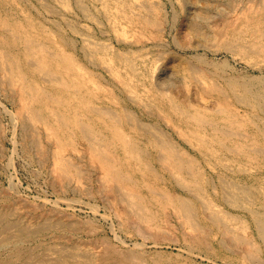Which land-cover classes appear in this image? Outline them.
<instances>
[{
	"label": "rangeland",
	"instance_id": "374dc122",
	"mask_svg": "<svg viewBox=\"0 0 264 264\" xmlns=\"http://www.w3.org/2000/svg\"><path fill=\"white\" fill-rule=\"evenodd\" d=\"M105 2L112 10L109 14L103 7ZM125 2L124 13L115 0H0V49L4 48L2 39L7 25L16 24L20 31H27L35 40L67 50L84 67V76L89 83L92 85L96 80L102 87L100 90V86L94 85L99 93V106L114 109L121 118L123 112L119 101L131 107L133 120L127 122V119H122V125L134 134L141 145L150 149L151 157L161 155L160 148L154 144L157 135L153 136L161 130L163 132L159 134L162 136L158 137L175 144L177 153L184 154V159L197 161V170L208 178L205 181L208 193L218 202L217 207L240 218L230 220L231 226H240L244 219L251 223L247 210L230 204L224 192V182L232 188L241 186L243 190H251L257 197L255 206H264V110L240 102L237 97L245 91L233 92L229 88V93L224 95L213 86L207 87V90L190 75L186 59L193 58L197 53H207L218 61H230L234 69L229 71V77L252 81V89L262 93L264 47L260 46L264 44V0ZM1 21L5 24L2 25ZM98 43L107 47L106 54L114 59V65L120 67L127 80L135 82L139 97L147 102L160 97L161 92H167L168 96L177 97L188 106L195 104L188 111L189 115L199 109L205 116L221 120L228 113L221 110L226 105L238 118L257 122L235 128L221 120L222 125L201 127L187 123L179 112H161L138 104L132 101L130 92L123 88L119 79L110 73L106 63L102 64V59L98 58L102 55L90 56V59V48L98 47ZM121 57L134 62L138 70L136 77ZM6 76L0 64V206L13 203V208L19 209V214L27 221L30 219V223L53 217L56 220L89 221L94 214H98L105 228L115 229L121 236L122 241L115 240L114 247L121 252L134 251L137 242L152 245L156 241H173L193 247L196 255L193 264H264V241L249 235L255 242L252 245L246 239L249 237H243L245 233L242 230L229 232L217 224H210L191 231L181 224L171 207L155 220L139 217L130 210L112 182L103 180L98 161L91 157L84 142L78 143L80 151L70 148L67 155L81 166L82 175H74L73 170V175L62 174L55 164L56 142L39 122L35 126L26 123L19 88L11 84ZM37 79L39 84L49 85V77L40 75ZM219 82L218 85L225 88V81ZM150 95H153L152 98H149ZM225 128H229L228 131ZM195 129H202V134H207L206 139H212L208 145L210 148L214 146L212 156L207 153V147L192 138ZM232 129L233 133L236 132L230 136L229 130L232 132ZM236 145L248 149L251 145L252 150L259 147V153L252 155L254 159L247 155L244 157L231 149L237 148ZM154 162L159 172L167 173L157 159ZM251 232V229L248 230V233ZM109 236L115 237L111 230ZM68 238L70 240L66 239V244H72L74 239L84 243V246L91 243L85 238ZM57 241L56 238L54 242ZM96 243L107 245L100 239Z\"/></svg>",
	"mask_w": 264,
	"mask_h": 264
},
{
	"label": "bare ground",
	"instance_id": "6f19581e",
	"mask_svg": "<svg viewBox=\"0 0 264 264\" xmlns=\"http://www.w3.org/2000/svg\"><path fill=\"white\" fill-rule=\"evenodd\" d=\"M115 1L119 9L125 13V0ZM103 7L109 14L110 5L105 2ZM6 20L7 18L5 22H7ZM7 27V32H3L4 48L0 49L1 68L5 69L8 81L19 88L26 123L30 124L29 126L32 124L35 126V123L39 122L56 142L55 164L59 166V171L61 170L62 174L65 176L73 175V173L76 176L82 175L81 166L67 157L70 148L81 150L78 147V143L81 141L89 148L91 157L98 161L103 173V180L107 183L112 182L115 189L121 193L122 199L127 202L130 210L137 213L139 217L155 220L168 207H171L174 210L173 214L181 220V224L190 228L191 231L208 227L210 224H217L224 231L236 232L237 229L242 230L241 232L244 231L243 237H249L246 239L252 245L255 243L250 239L252 237L264 241V206H255L257 197L251 190H243L241 186L237 188L234 183L232 185L236 188H232L227 182H224L226 183L224 192L229 198L230 204L237 209L243 207L244 210H247L251 221L248 223V219H241L242 223L238 222L240 226H236L237 228L231 226L230 220L240 218L229 215L228 210L224 211L218 208V202H215L208 193V183L205 182L208 181V178L201 174L199 169L197 170V161L184 159L185 155L177 153L175 144H171L163 137H158L159 133L163 132H160L161 130L153 135L154 137L157 135L154 144L160 148L161 155L157 158L151 157L150 149L141 145L134 134L126 131L122 125V119H127V122L133 120V110L127 103L119 101L123 112L122 118L118 116L120 114H116L114 109L99 106L97 104L99 93L94 89V85L98 86V82L94 80L93 86L89 83V80L84 76V67L67 50L35 40L32 34L20 31L16 24H8ZM52 40L50 39V41ZM99 45L93 49L89 45L91 46L89 57L94 58L98 54L102 55V57H98L102 59V64L106 63L110 73L119 79L123 88L130 92L132 101L138 104L150 106L163 112L167 110L179 112L187 123H195L201 127L202 125L221 124V120H224L226 125L229 124V127L235 128L257 122L254 119L238 118L226 105L224 109L220 108L228 111L221 120L219 117L218 119L209 118L199 109H197V113L190 112L192 115H189L188 111L195 104L192 103L188 106L177 97L168 96L167 92H161V96L157 98H152L153 95H150L149 98L152 99L147 102L139 97L135 82L127 80L120 67L114 65V59L106 54L107 47ZM260 47H264V44ZM121 59L125 61L126 67L131 69L136 77L138 70L134 62L123 57ZM186 60L189 64L190 75L206 88L213 86L224 95L229 93V88L233 92L245 91L241 97L238 96L239 94H234L239 97L237 99L240 102L264 110V91L262 93L259 90V93L255 92L251 87L252 81L229 77V71L234 69L230 61H218L215 58H210L207 53H197L193 58ZM40 75L49 77V85L38 83L37 78ZM219 80L225 81V88L218 85L220 84ZM99 88L101 90L102 87ZM27 129L31 130L28 127ZM225 129L228 131L229 128ZM201 130L195 129L192 132V138L201 146L207 147V153H211L214 151V146L211 145L212 150V147L210 148L208 145L209 140L212 139H206L205 135L207 134H202ZM222 131L225 132V130ZM233 131V129L232 132L229 130L230 136ZM220 133L222 132L220 131ZM220 143L224 145L225 142ZM234 148L231 149L243 156L247 155L248 158L259 153L257 150L259 147L252 150L251 145L250 149L244 146ZM215 151L218 152L216 149ZM155 159L164 170H167V173L159 172L155 166ZM72 170L75 172L71 174ZM12 205L2 204L0 206V264H193L196 258L193 247L173 241H156L152 245L147 242H137L134 251L121 252L114 248L116 247L115 240L122 241L121 236L115 229H110L115 237L109 236L110 230L105 228L98 219V214H94L95 216L89 221L82 219L56 220L53 217L37 221V223H30V219L29 221L25 220L19 214L20 210L17 211V208H13ZM250 229L252 232L248 233ZM68 236L79 240L85 238V241H91V243L89 246H84V243L75 242L74 239V242L71 240L72 244H66L65 240H70ZM56 238L58 241L54 242ZM99 239L101 242L105 241L107 245L94 244ZM151 247H155V249H151ZM163 247L165 249H162ZM136 259L138 261H135Z\"/></svg>",
	"mask_w": 264,
	"mask_h": 264
}]
</instances>
